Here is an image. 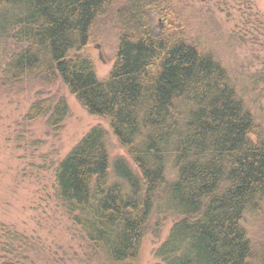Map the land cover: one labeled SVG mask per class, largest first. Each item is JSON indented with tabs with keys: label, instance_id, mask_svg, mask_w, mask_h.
I'll use <instances>...</instances> for the list:
<instances>
[{
	"label": "trees",
	"instance_id": "trees-1",
	"mask_svg": "<svg viewBox=\"0 0 264 264\" xmlns=\"http://www.w3.org/2000/svg\"><path fill=\"white\" fill-rule=\"evenodd\" d=\"M109 1L0 0V78L41 89L61 82L108 123L140 171L118 160L112 178L107 132L94 128L56 169L62 209L100 264H136L160 216L175 220L155 252L163 264H264L246 220H263L264 239L263 124L229 70L165 14L170 0L129 1L101 80L81 53ZM151 12L165 22L159 34ZM69 112L65 99L41 96L25 119L46 116L58 133ZM42 248L0 224V264H50Z\"/></svg>",
	"mask_w": 264,
	"mask_h": 264
},
{
	"label": "rangeland",
	"instance_id": "rangeland-1",
	"mask_svg": "<svg viewBox=\"0 0 264 264\" xmlns=\"http://www.w3.org/2000/svg\"><path fill=\"white\" fill-rule=\"evenodd\" d=\"M129 1H109L81 53L94 62L101 80L113 68L124 28L119 14ZM170 10L165 14L182 20L187 36L199 40L202 49L229 70L247 106L264 126V0H170ZM149 17L152 31L162 32V15L151 12ZM5 51L6 47L1 50L2 58ZM41 96L63 98L68 104L69 115L58 133L50 130L46 116L31 122L25 119ZM97 127L107 132L112 178L118 160H125L140 175L108 123L91 116L61 82L41 89L34 82L6 83L0 78V224L38 238L43 246L40 258L50 264H100L61 207L56 175L59 162ZM246 220L256 253L264 255L263 220L256 216ZM174 222L170 216L153 221L136 264H163L155 252Z\"/></svg>",
	"mask_w": 264,
	"mask_h": 264
}]
</instances>
